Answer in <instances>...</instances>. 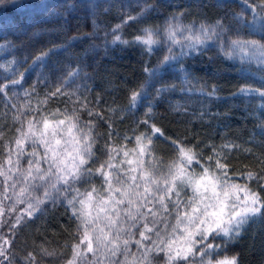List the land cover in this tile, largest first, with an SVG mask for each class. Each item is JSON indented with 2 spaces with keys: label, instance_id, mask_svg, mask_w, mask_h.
I'll use <instances>...</instances> for the list:
<instances>
[{
  "label": "snow or ice",
  "instance_id": "obj_1",
  "mask_svg": "<svg viewBox=\"0 0 264 264\" xmlns=\"http://www.w3.org/2000/svg\"><path fill=\"white\" fill-rule=\"evenodd\" d=\"M4 3L5 0H0V4ZM243 4L246 9L236 16L237 23L243 22L253 30L258 28L264 32V0H243ZM150 10V6H146L137 16L129 15L123 23L136 20ZM248 10L251 19H248ZM183 15H174L168 21L167 54L156 67H145L146 83L173 62L184 71L182 58L208 47L209 42L218 46L228 59H239L241 64L255 63L264 69V35L259 40L250 39L239 29L229 35L231 30L219 19L215 23H200L198 27L183 25ZM120 29V24L113 29L112 43H129L117 34ZM141 31L133 42L153 51V45L159 44V40L154 39L159 36L158 28ZM8 46L0 45V48ZM177 47L179 51H174ZM55 52L56 46L41 52L32 63L44 65L46 58ZM25 72L17 69L13 76L18 74L19 78L6 77L7 82L0 83V96L7 99L12 87L22 86ZM78 75V68L68 71L42 101L47 104L53 97L67 96L73 107L57 108L47 114L39 108L29 109L40 113L30 120L20 109L14 116L19 127L14 137L3 145L6 155L0 162V177L4 180L0 185V217L5 215L4 202L8 200H13L9 216L13 212L17 214L0 219V229L6 226L12 234L0 231V264H13V236L17 226L42 211L41 206L46 202L64 203L78 222L77 242L72 245L67 264H159L161 253L164 264H237V256L219 257L240 237L246 225L257 218L264 219V195L249 184L252 180L258 184L264 182V175L242 174L243 183L230 175L227 158L232 150L239 148L234 143L211 145V154L205 157L196 146L164 136L155 123L152 101L174 91L175 83H162L155 89L133 135L122 137L125 141L122 145L107 143L106 159L100 161L96 156L94 121H83L80 113L87 112L89 117L100 114L89 107L86 97L64 90L75 84ZM260 79L264 81V76ZM183 84L189 85L188 90H191L186 74ZM181 90L185 89L181 87ZM215 91L213 88L207 95L212 96ZM252 92L264 98V90L246 85L239 89L243 95ZM25 95L30 96L31 92L26 91ZM147 95L144 85L132 91L129 109L143 105ZM22 107L27 109L28 103ZM140 126L143 131L139 130ZM114 135L109 133L110 141ZM2 137L0 130V139ZM161 137L169 141L172 148V156L167 160L156 154L154 140ZM128 143L134 147L128 149ZM98 162L99 166L95 167ZM97 175L101 177L100 187L89 183L82 191L80 185ZM10 190L12 195H9ZM18 204L25 207L18 209ZM137 236L139 239H134ZM132 243L137 245L135 252L131 250ZM45 254L52 255L46 250ZM25 260L27 264H37L31 252Z\"/></svg>",
  "mask_w": 264,
  "mask_h": 264
},
{
  "label": "trees",
  "instance_id": "obj_2",
  "mask_svg": "<svg viewBox=\"0 0 264 264\" xmlns=\"http://www.w3.org/2000/svg\"><path fill=\"white\" fill-rule=\"evenodd\" d=\"M146 6L151 10L145 15L123 23L129 15L137 16ZM245 9L243 0H5L0 4V45L9 46L0 48V65H3L0 83L7 82L6 77L19 78L18 74L13 76L17 69L27 71L22 86L12 87L7 99L0 96V130L3 131L0 162L6 155L3 145L14 137L19 127V122L14 120L18 109L30 120L40 113L29 109L39 108L47 114L57 108L73 107L67 96L53 97L47 104L42 101L68 71L78 68L75 84L64 90L86 97L89 107L100 114L89 117L87 112L80 113L83 121H94L96 156L100 161L106 159L107 143L122 145L125 143L122 137L133 135L155 89L162 83H175L174 91L152 101L155 123L164 136L196 146L205 157L211 154V145L234 143L239 148L232 150L227 158L230 175L238 183L244 182L242 174L248 172L264 175V98L256 92L239 93L245 85L264 90V81L260 79L264 69L255 63L241 64L239 59H228L218 46L209 42L208 47L182 58L184 71L173 62L148 83L144 72L146 66L156 67L167 54L168 21L180 13L184 14L181 17L183 25L198 27L200 23H215L219 19L231 30L229 35L239 29L247 38L261 39L264 32L258 28L253 30L243 22L237 23L236 16ZM247 15L251 19L250 10ZM118 24L121 29L117 34L129 43H112V31ZM145 28L159 30V36L154 37L159 44L153 45L151 52L144 45L133 42ZM54 46L56 52L46 58L44 65L32 63L41 52ZM8 61L17 63L8 64ZM185 74L191 82V90H188L189 85L183 84ZM141 85L148 95L143 105L129 109V96ZM33 86L35 91H32ZM213 88L215 94L208 96L207 92ZM26 91L31 95H25ZM25 103H28L27 109L22 107ZM13 104L17 107H12ZM139 130L143 131V126ZM109 133H115L111 141ZM154 146L156 154L165 160L172 156L171 145L163 137L154 140ZM133 147L134 144H127L128 149ZM98 166L99 162L95 167ZM3 183L0 177V185ZM89 183L99 188L101 177L97 175L90 182L85 181L80 185L81 190ZM249 184L264 195L261 186L264 182L258 184L252 180ZM9 195H12L11 190ZM4 203L5 215L0 219L14 217L17 213L9 216L13 200ZM16 207L23 209L25 204ZM41 208L42 211L17 226L13 236V264H27L25 257L29 252L36 257L37 264H67L72 245L77 242L78 222L64 203L46 202ZM0 231L12 235L6 226ZM130 247L133 252L137 250L135 243ZM45 250L52 255H46ZM225 255L237 256V264H264V219L257 218L246 225L240 237L229 244L219 258ZM162 257L163 253L158 257L159 264H164Z\"/></svg>",
  "mask_w": 264,
  "mask_h": 264
},
{
  "label": "rangeland",
  "instance_id": "obj_3",
  "mask_svg": "<svg viewBox=\"0 0 264 264\" xmlns=\"http://www.w3.org/2000/svg\"><path fill=\"white\" fill-rule=\"evenodd\" d=\"M95 214V213H94Z\"/></svg>",
  "mask_w": 264,
  "mask_h": 264
}]
</instances>
